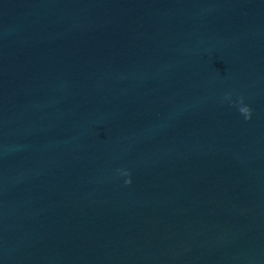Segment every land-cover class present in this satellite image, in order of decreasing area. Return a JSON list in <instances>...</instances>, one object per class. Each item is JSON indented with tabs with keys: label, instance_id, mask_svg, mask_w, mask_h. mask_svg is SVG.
<instances>
[{
	"label": "water",
	"instance_id": "95a60500",
	"mask_svg": "<svg viewBox=\"0 0 264 264\" xmlns=\"http://www.w3.org/2000/svg\"><path fill=\"white\" fill-rule=\"evenodd\" d=\"M0 264H264V0H0Z\"/></svg>",
	"mask_w": 264,
	"mask_h": 264
},
{
	"label": "clouds",
	"instance_id": "9594fccd",
	"mask_svg": "<svg viewBox=\"0 0 264 264\" xmlns=\"http://www.w3.org/2000/svg\"><path fill=\"white\" fill-rule=\"evenodd\" d=\"M225 99L230 100V94H226ZM232 103L238 106V111L244 116L246 120L251 118V108L244 103V98L242 96L238 97L237 100ZM122 174L125 176L128 175L126 171H123ZM125 183H131V180L130 179L125 180Z\"/></svg>",
	"mask_w": 264,
	"mask_h": 264
}]
</instances>
